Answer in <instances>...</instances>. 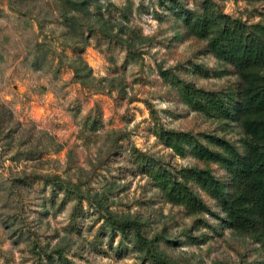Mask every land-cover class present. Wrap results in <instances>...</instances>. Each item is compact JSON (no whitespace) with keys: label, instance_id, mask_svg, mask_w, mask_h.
I'll use <instances>...</instances> for the list:
<instances>
[{"label":"rangeland","instance_id":"rangeland-1","mask_svg":"<svg viewBox=\"0 0 264 264\" xmlns=\"http://www.w3.org/2000/svg\"><path fill=\"white\" fill-rule=\"evenodd\" d=\"M198 1L0 0V264H155L119 221L134 222L172 264H264L259 244L227 228L214 199L198 190L209 211L189 215L134 163L141 152L202 166L161 144L155 124L243 146L237 123L190 109L169 81L237 84L182 25L181 8ZM222 7L264 23V2Z\"/></svg>","mask_w":264,"mask_h":264},{"label":"trees","instance_id":"trees-1","mask_svg":"<svg viewBox=\"0 0 264 264\" xmlns=\"http://www.w3.org/2000/svg\"><path fill=\"white\" fill-rule=\"evenodd\" d=\"M222 1L199 0L192 8L182 7L179 16L188 35L204 40L209 53L233 68L237 84L207 89L178 76H169V81L190 109L226 126L237 123L244 134L242 148L217 133L155 124L153 134L161 144L176 156L190 154L202 166L172 167L141 152L133 159L164 200L183 207L189 215L209 211L198 190L214 199L224 225L259 244L264 257V23L225 13ZM125 49L126 58L133 60L134 48L127 45ZM210 164L218 165L227 180L216 176ZM116 224L123 230L135 228L145 255L155 264H172L156 252L150 240L138 236L134 222Z\"/></svg>","mask_w":264,"mask_h":264}]
</instances>
